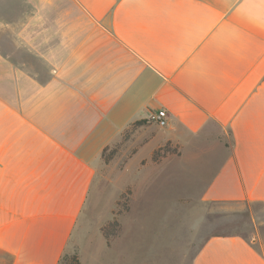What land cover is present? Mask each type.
Wrapping results in <instances>:
<instances>
[{"label": "crops", "instance_id": "obj_1", "mask_svg": "<svg viewBox=\"0 0 264 264\" xmlns=\"http://www.w3.org/2000/svg\"><path fill=\"white\" fill-rule=\"evenodd\" d=\"M134 126L137 183L171 143L204 200L264 202V0H0V264L60 263ZM256 243L211 236L192 264H264Z\"/></svg>", "mask_w": 264, "mask_h": 264}, {"label": "rangeland", "instance_id": "obj_2", "mask_svg": "<svg viewBox=\"0 0 264 264\" xmlns=\"http://www.w3.org/2000/svg\"><path fill=\"white\" fill-rule=\"evenodd\" d=\"M135 127L103 152L61 264H192L216 235H238L264 251V202L204 200L206 177L197 176L196 165L180 168L178 145L156 149L148 181H134Z\"/></svg>", "mask_w": 264, "mask_h": 264}, {"label": "built area", "instance_id": "obj_3", "mask_svg": "<svg viewBox=\"0 0 264 264\" xmlns=\"http://www.w3.org/2000/svg\"><path fill=\"white\" fill-rule=\"evenodd\" d=\"M168 117L169 114L165 109H159L157 111L151 112L150 114V119L161 127L168 125Z\"/></svg>", "mask_w": 264, "mask_h": 264}, {"label": "trees", "instance_id": "obj_4", "mask_svg": "<svg viewBox=\"0 0 264 264\" xmlns=\"http://www.w3.org/2000/svg\"><path fill=\"white\" fill-rule=\"evenodd\" d=\"M141 122H143V121H139L140 124H141ZM63 257H64V255H63ZM63 257H62V259H61L59 264L62 263ZM65 257H66V255H65ZM76 264H80V262H79V260L77 258H76Z\"/></svg>", "mask_w": 264, "mask_h": 264}]
</instances>
